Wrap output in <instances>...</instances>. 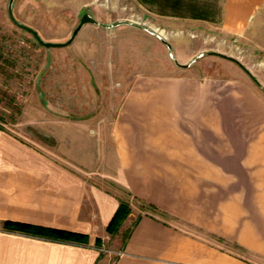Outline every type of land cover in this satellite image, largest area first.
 <instances>
[{
  "label": "crops",
  "instance_id": "0c3cea01",
  "mask_svg": "<svg viewBox=\"0 0 264 264\" xmlns=\"http://www.w3.org/2000/svg\"><path fill=\"white\" fill-rule=\"evenodd\" d=\"M263 11L264 0H223L220 33L244 38ZM195 33L213 35L174 30L189 67L138 76L121 102L118 182L150 210L132 208L114 235L121 197L0 125V264H264V98L242 73L200 63L215 54L191 41Z\"/></svg>",
  "mask_w": 264,
  "mask_h": 264
},
{
  "label": "rangeland",
  "instance_id": "374dc122",
  "mask_svg": "<svg viewBox=\"0 0 264 264\" xmlns=\"http://www.w3.org/2000/svg\"><path fill=\"white\" fill-rule=\"evenodd\" d=\"M179 1L207 9L211 19L199 23L202 19L193 18L188 8L179 17L173 8L166 11L141 0H15L16 20L45 42L66 43L85 14L100 24L125 20L154 31L90 24L72 45L47 49L14 25L10 0H0V125L42 154L75 166L92 185L128 201L139 214L150 210L118 182L112 126L135 78L170 74L182 66L174 30L213 34L191 37L215 54L200 63H213L214 72L242 73L264 98V11L244 38H225L219 30L223 0ZM179 40L188 53L189 37L180 34Z\"/></svg>",
  "mask_w": 264,
  "mask_h": 264
},
{
  "label": "trees",
  "instance_id": "16d2710c",
  "mask_svg": "<svg viewBox=\"0 0 264 264\" xmlns=\"http://www.w3.org/2000/svg\"><path fill=\"white\" fill-rule=\"evenodd\" d=\"M144 4H152V5H158L160 8H163L164 10L168 11L169 9L173 8V11H175L176 16L184 17L183 11L184 9L188 8L192 10L191 16L196 19H202V20H210V14L206 12V10H201L200 8L196 7L195 5L185 6L181 4L182 2L179 0H141ZM172 10V9H171ZM255 80V79H254ZM256 81V80H255ZM257 82V81H256ZM258 83V82H257ZM259 84V83H258ZM2 127L0 126V129ZM132 212L130 203L125 200H120V206L113 217L111 223L108 226V232L112 235L118 233L120 227L125 222V220L128 218L129 214ZM6 227L12 230L22 231V232H31V233H38V234H54L55 232L49 229H41V228H35L33 226L23 225L19 223H6Z\"/></svg>",
  "mask_w": 264,
  "mask_h": 264
},
{
  "label": "water",
  "instance_id": "95a60500",
  "mask_svg": "<svg viewBox=\"0 0 264 264\" xmlns=\"http://www.w3.org/2000/svg\"><path fill=\"white\" fill-rule=\"evenodd\" d=\"M14 2L15 0H10L9 2V7H8V13H9V17L11 19V21L14 23V25H16L18 28L22 29V30H25L26 32L30 33L35 39L36 41L43 47L47 48V49H51V48H64V47H68L70 45L73 44V42L75 41V39L77 38V36L79 35V33L82 31V29L84 28V26L86 25H90V24H94V25H99V26H102L104 28H108V29H111V28H116V27H119V26H122V25H126V26H131V27H134V28H137V29H141V30H144V31H147L151 34L154 35V31L150 30V29H146L136 23H133V22H130V21H119L115 24H100L98 21H96L92 16H90L89 14H85L83 15V17L81 18V21L78 25V27L74 30L72 36L70 37V39L66 42V43H51V42H45L41 39L39 33L18 22L14 16V13H13V6H14ZM162 42L165 43L169 49H171L170 45L162 39ZM203 55H200L199 57H197L193 62L195 63L196 61H198ZM191 64L189 65H186V66H180V67H189Z\"/></svg>",
  "mask_w": 264,
  "mask_h": 264
}]
</instances>
